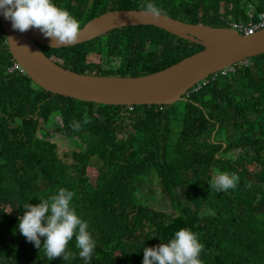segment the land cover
Masks as SVG:
<instances>
[{"label":"trees","instance_id":"16d2710c","mask_svg":"<svg viewBox=\"0 0 264 264\" xmlns=\"http://www.w3.org/2000/svg\"><path fill=\"white\" fill-rule=\"evenodd\" d=\"M196 1L151 0L177 20L198 19L205 0ZM223 1L227 4L208 1L213 18L258 22L264 15V0L255 1L250 17L243 0ZM53 2L81 27L122 8L118 0ZM148 2L139 0L132 8L143 9ZM41 47L54 62L78 73L100 69L87 62L91 55L121 58L115 72L132 77L166 69L203 48L154 26ZM148 47L153 58L146 61ZM13 64L0 18V264H49L41 261L44 238L40 249L27 241L18 217L23 203L37 204L60 188L75 193L72 206L96 242L90 264H142L144 248L167 243L181 228L198 234L205 264H264V56L249 66L240 63L235 73H218L199 91L189 90L184 108L176 103L172 112L166 105L135 106L131 112L47 92L27 73L12 71ZM85 113L88 124H83ZM74 120L81 123L78 131L70 127ZM106 123L113 127L105 128ZM53 129L66 138L53 142ZM61 142L68 145L66 153H60ZM250 166L257 168L255 181ZM217 172L237 173V188L216 193L209 183ZM69 243L72 257L58 264H84L76 258L75 238Z\"/></svg>","mask_w":264,"mask_h":264},{"label":"water","instance_id":"95a60500","mask_svg":"<svg viewBox=\"0 0 264 264\" xmlns=\"http://www.w3.org/2000/svg\"><path fill=\"white\" fill-rule=\"evenodd\" d=\"M0 15L14 59L33 82L47 92L101 105H173L185 100L187 92L211 74L264 55V30L254 36H243L236 30L190 25L165 14L152 18L144 15L143 10H114L88 22L73 44L92 40L111 30L154 26L205 49L142 77L85 76L65 69L46 56L39 44L49 47L53 44L38 29L21 33L13 30L11 21ZM61 46L65 45L56 48Z\"/></svg>","mask_w":264,"mask_h":264},{"label":"clouds","instance_id":"9594fccd","mask_svg":"<svg viewBox=\"0 0 264 264\" xmlns=\"http://www.w3.org/2000/svg\"><path fill=\"white\" fill-rule=\"evenodd\" d=\"M143 12L146 16L159 18L161 14H163V9L149 0V2L143 6ZM0 14H2L6 20L11 21L13 30H18L23 33L33 28L38 29L45 38L51 39L53 47L70 45L77 42L79 39L81 28L79 21L67 9L55 4L53 0H0ZM232 30H234V28ZM254 58L243 61V63L245 66H249V61ZM88 63L99 65L100 67L105 66V64L102 63L101 58L98 63H91L89 61ZM110 63L122 65L123 60L115 57ZM239 64L240 63L234 64L226 70L211 74L208 78L203 80L205 83L202 84L201 81L191 89L195 92L199 91L209 84L211 80H215L218 73H235L236 70L234 67ZM17 65L19 66V69L15 68ZM12 71H20L22 74L26 73L21 67V64L15 59ZM78 74L92 77H115L111 74L106 76H95L90 74V72ZM213 77L214 79H212ZM184 98L186 102L188 100V94H186ZM107 106H126L132 112L137 105ZM133 119L134 117L129 118V120ZM88 123H90V120L87 113H85L83 124ZM70 127H72L74 131H78L80 130L81 123L74 120L70 123ZM215 136L216 131L213 132L212 138ZM198 138L199 140L201 139L200 134L198 135ZM154 168H157L156 164H154ZM93 169L96 172V175H98L97 170L95 168ZM239 181L240 177L235 172H217L213 176L209 185L211 189L216 191V193L226 192L229 189H236ZM248 187H251V185L249 184ZM74 196L75 193L73 191L66 188H60L55 194H52L47 198L39 199V203L37 204H30L28 202L23 203L25 211L22 216L18 217V229L26 240L33 243L38 249L41 248V238L43 237L42 248L50 261L58 257H63V259L67 261L72 257L73 254L68 250V245L69 242L75 238V246L79 249L76 258L82 260L84 264H90L93 260L96 242L91 235V231L88 230V223L81 219L75 208L72 206ZM204 247L205 246L200 242L197 233L188 228H181L174 233V237L167 243L161 242L157 246L144 248L142 264H205L203 256H200Z\"/></svg>","mask_w":264,"mask_h":264},{"label":"crops","instance_id":"0c3cea01","mask_svg":"<svg viewBox=\"0 0 264 264\" xmlns=\"http://www.w3.org/2000/svg\"><path fill=\"white\" fill-rule=\"evenodd\" d=\"M196 1V0H194ZM208 1H211V0H208ZM207 0H205L204 2H202L203 4H201L203 7H204V10L203 12L199 13L200 17L198 19L196 18H192V17H189L187 14V17L189 18L188 20H179V21H182L184 23H187V24H190V25H200V26H209L213 29H233V25L238 23V24H249V20L247 22H239V21H234V20H229L227 22H225V20H223L222 18H220L219 15H217L215 18H213V10L212 11H208L206 8L209 6V2ZM217 1V0H216ZM223 1V0H222ZM256 0H243V4L246 3V6H247V14L248 16L250 17V14L252 15H255V11H256V3H255ZM197 2V1H196ZM218 2V1H217ZM224 3L221 4V5H226L227 2L226 1H223ZM200 4V3H199ZM232 7V5H229L228 8ZM110 12V11H109ZM264 14V13H263ZM189 15H194V14H189ZM99 17V16H98ZM97 18V17H96ZM95 19V18H94ZM93 20V19H92ZM87 25V24H86ZM85 25V26H86ZM84 26V27H85ZM84 27H81L80 29L84 28ZM162 29V28H160ZM164 30V29H163ZM111 31H114V30H111ZM111 31H108L98 37H102L104 36L105 34L111 32ZM166 31V30H165ZM167 32V31H166ZM169 33V32H168ZM169 34H172V33H169ZM174 35V34H173ZM176 36V35H175ZM96 37V38H98ZM178 37V36H177ZM94 38V39H96ZM92 39V40H94ZM92 40H89V41H85L83 43H87V42H90ZM83 43H78V44H83ZM42 44H39V46L41 47ZM72 45V44H70ZM47 46V45H46ZM66 46V45H65ZM202 46V45H201ZM51 47V46H50ZM62 47V46H61ZM61 47H58V48H61ZM53 48H56V47H53ZM42 49V47H41ZM205 49V47L203 46V48L201 50H199L198 52L200 51H203ZM43 50V49H42ZM44 52V50H43ZM198 52H196V55L198 54ZM45 54V52H44ZM46 55V54H45ZM94 55H97V54H94ZM47 56V55H46ZM100 58H101V61L102 63L105 64L104 67H100L99 68H91L89 71L90 73L92 72V70H94L95 72H97L98 75H95V76H106L108 74H111L115 77H119L117 75H115L116 73H114L116 70H115V67L117 66V64H111L110 61L113 60V58H115L114 56H103V55H99ZM192 57V56H191ZM189 58V57H188ZM87 62H88V59H87ZM175 65V64H174ZM173 66V65H172ZM102 68V69H101ZM104 70V72L102 71ZM164 70V69H163ZM106 72H113V73H106ZM61 120V119H60ZM112 127L111 124L109 123H106V126L105 128H110Z\"/></svg>","mask_w":264,"mask_h":264},{"label":"rangeland","instance_id":"374dc122","mask_svg":"<svg viewBox=\"0 0 264 264\" xmlns=\"http://www.w3.org/2000/svg\"><path fill=\"white\" fill-rule=\"evenodd\" d=\"M138 1L139 0H118V2L120 3V5L122 6V8L121 9H114V10H133V11H141V10H143V9H134V8H132L133 7V5H135V4H133V3H138ZM219 3H221V4H223L224 2L222 1V0H217ZM114 10H110V11H114ZM109 12V11H108ZM90 22V21H89ZM152 50L153 49H151L150 47H148L147 48V50L145 51V56H143V59L144 60H146V61H149L150 59H152L153 57H151V52H152ZM196 55V54H195ZM194 56V55H193ZM139 60V58L138 57H135V62H137ZM88 61L89 62H91V63H98V62H100V57L98 56V55H91L89 58H88ZM232 72H234L233 70H231ZM236 72H237V70H236ZM224 73V72H223ZM90 74H93V75H98L97 74V72H95L94 70H92V72L90 73ZM116 75L117 76H119V77H131L132 76V73H130V72H125V73H123L122 71H117L116 72ZM142 76H146V75H143V74H141ZM140 74H139V76L138 77H140L141 76ZM141 76V77H142ZM177 103V105H176V107H180V109L182 110L183 108H184V104H185V102H184V100H179L178 102H176ZM144 106H142V108H143ZM175 108V105L174 106H172V107H170V106H167V111L168 112H172L173 111V109ZM141 110H143V109H141ZM60 115L59 114H56L55 115V119H57V121L59 122V123H61V120H60ZM54 119V120H55ZM136 119H137V117H136ZM164 127V126H163ZM142 130H144V128L142 129ZM53 132H57V130H52ZM54 137L55 138H53L52 139V141L53 142H56L57 141V139L59 138V137H64V138H66V136L64 135V134H61V133H59V132H57V134L56 135H54ZM60 153L62 154V153H66L68 150H69V148H68V145L66 144V142H61V145H60ZM40 153H42V152H40ZM37 155H39V153L37 154ZM257 170V168L256 169H254V167L253 166H250L249 167V176H250V178L253 180V181H255V176H254V174H253V172H255ZM95 176H96V172L94 171V173H93V177L95 178ZM66 189H68V188H66ZM48 196H50V195H48ZM48 196H46V197H43V198H47ZM43 198H41V199H43ZM159 244H160V242H159ZM154 246H157L156 244H154ZM68 250L71 252V244L69 243V245H68ZM60 260H63V257H58V258H55V259H53V260H49L48 259V257H47V255H46V253L44 252L43 253V255H42V257H41V261L42 262H48L49 264H58L59 263V261ZM64 263V262H63ZM62 264V263H61Z\"/></svg>","mask_w":264,"mask_h":264},{"label":"built area","instance_id":"2783aa9c","mask_svg":"<svg viewBox=\"0 0 264 264\" xmlns=\"http://www.w3.org/2000/svg\"><path fill=\"white\" fill-rule=\"evenodd\" d=\"M233 28L234 30L238 31L240 34H243L246 36H254L258 32H261L264 30V15L261 18H259L258 22L250 21V23L247 25L242 24V23L241 24L236 23L233 25ZM15 68L19 69V66L17 65ZM214 77L212 79H214Z\"/></svg>","mask_w":264,"mask_h":264},{"label":"bare ground","instance_id":"6f19581e","mask_svg":"<svg viewBox=\"0 0 264 264\" xmlns=\"http://www.w3.org/2000/svg\"><path fill=\"white\" fill-rule=\"evenodd\" d=\"M255 59V58H254ZM253 60V59H252ZM255 64V63H254ZM170 107H172V106H170Z\"/></svg>","mask_w":264,"mask_h":264}]
</instances>
